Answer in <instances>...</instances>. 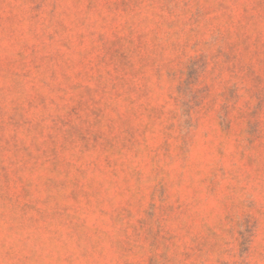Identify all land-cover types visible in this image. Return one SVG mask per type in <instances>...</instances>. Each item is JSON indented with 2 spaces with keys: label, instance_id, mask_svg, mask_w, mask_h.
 Returning a JSON list of instances; mask_svg holds the SVG:
<instances>
[{
  "label": "rangeland",
  "instance_id": "obj_1",
  "mask_svg": "<svg viewBox=\"0 0 264 264\" xmlns=\"http://www.w3.org/2000/svg\"><path fill=\"white\" fill-rule=\"evenodd\" d=\"M0 264H264V0H0Z\"/></svg>",
  "mask_w": 264,
  "mask_h": 264
}]
</instances>
